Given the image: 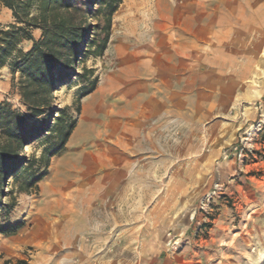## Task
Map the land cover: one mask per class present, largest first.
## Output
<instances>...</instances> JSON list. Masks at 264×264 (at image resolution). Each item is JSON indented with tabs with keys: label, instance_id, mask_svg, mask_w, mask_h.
<instances>
[{
	"label": "crops",
	"instance_id": "obj_1",
	"mask_svg": "<svg viewBox=\"0 0 264 264\" xmlns=\"http://www.w3.org/2000/svg\"><path fill=\"white\" fill-rule=\"evenodd\" d=\"M194 6L155 2L151 10L154 17L151 37L146 39L142 32L136 31L138 36L135 34L131 43L122 42L123 52L116 68L84 97L65 151L51 158L48 173L39 182L38 200L31 206L29 222L20 229L23 241L36 252L34 264H43L50 253H62L59 248L71 241L88 238L95 240L91 245L83 242L78 248H69L61 261L64 264H125L123 255L127 253V264H137L134 255L130 261V252L135 250L133 237L147 232L150 212H154L150 203L162 202L161 197L149 195V189L172 185L179 177L178 163L158 153L155 142L146 132L148 123L168 111L187 123L204 124L217 114L214 102L236 93L238 78L253 74L252 60L261 51L260 48L258 53H253L250 45L239 56L234 52L219 55L217 59L223 65L218 61L214 66V61L209 64L213 58L206 52L209 34L202 29L186 33L181 24L185 10ZM12 21L11 11L0 3V26ZM174 31L178 33L170 46V33ZM251 40L250 36L248 41ZM3 69L8 72L7 67L0 70ZM237 123L240 129L246 125ZM215 135L213 153L218 155L227 141L223 140L222 133ZM189 142L186 154L194 151ZM203 157L198 164L208 171L212 160ZM232 162L240 170L236 161ZM231 165V162H222L221 172L226 173ZM223 179L216 175L199 191V197L213 181L223 182ZM193 208L194 205L187 208L188 215ZM157 209L163 211V208ZM179 219L173 221L175 234L194 227L188 216L182 228L184 232L181 231L177 226ZM149 261L143 256L138 264H149Z\"/></svg>",
	"mask_w": 264,
	"mask_h": 264
},
{
	"label": "rangeland",
	"instance_id": "obj_2",
	"mask_svg": "<svg viewBox=\"0 0 264 264\" xmlns=\"http://www.w3.org/2000/svg\"><path fill=\"white\" fill-rule=\"evenodd\" d=\"M75 1L84 9H97L99 6L93 4L96 0ZM168 1L172 2L173 6L196 5L185 10L181 24L186 33L202 29L204 33L209 34L207 37L209 49L206 52L213 57L209 64L214 61V66L220 61L217 59L218 56L226 52H234L239 56L250 45L253 53H258L260 48L261 51L258 58L252 60L253 74L238 78L239 87L236 93L224 95L221 100L214 102L213 109L217 114L209 118L207 123L204 122L202 125L187 123L178 114L168 111L161 112L148 123L146 132L155 142L158 153L171 157L172 162L178 163L179 177L172 185L149 189V195L161 197L162 202L150 203V207H154V212H150L147 232L133 237L135 250L130 252V261L131 255H134L137 264L143 256L150 259L149 264H264V132L258 138L257 150L252 161L243 167L236 162L240 167L238 170L232 162L234 158L230 157L224 161L232 163L231 169L226 173L221 172L224 162L221 154L233 145L236 140L234 136L242 130L238 128L237 122L249 123L256 116V106L260 101L264 103V0H123L112 15L110 38L106 49L101 55L92 52L94 46L85 51V55L74 68L75 75L54 92L52 108L65 107L67 114L76 117L77 123L80 112L79 114L76 112V100L82 89L97 78L94 88L96 89L104 76L113 72L118 57L123 52L121 43L124 41L131 43V39L137 35L136 31L142 32L146 38L151 37L154 32L151 27V19L154 18L151 10L155 7V2L163 5V2ZM103 17V14L97 11L89 20L93 28L90 35L93 43H97L101 37ZM174 32L170 33V46L176 37ZM38 35L39 31H35L34 36ZM250 36L252 40L248 41ZM28 46L29 43L22 44L23 49H27ZM207 67L210 68L209 65ZM16 84L17 80L12 81L9 72L0 70V101H7L13 108L27 113L20 101ZM84 97L79 102L80 111ZM213 124L218 126L211 127ZM216 132L222 133L223 140L227 141L218 155L213 153L216 142L212 138H215ZM189 141L194 146L192 154L185 153ZM42 147V142L38 141L26 146L24 151L27 157L37 158ZM205 155L212 160V166L208 171L207 167L204 169L201 163L198 164L202 156L206 157ZM37 165L38 163L33 169L37 168ZM27 174L28 166H25L17 177L9 180L8 187L4 188L0 198V223H12L17 219L29 222L31 206L38 200L39 183L36 189L24 191L23 179ZM216 175L224 177L223 182L228 184L230 194L225 199L216 200L211 207L210 215L206 218L201 213H196L191 219L192 211L188 215L187 208L193 205L196 207L201 197L199 191L206 188ZM50 177L51 173L45 185L48 184ZM194 193L197 195L195 200ZM157 207L163 208V211L159 212L160 210H156ZM168 210H171L170 213ZM188 216L191 221L193 220L194 227L184 232L182 228H185ZM176 219L180 222L177 225L178 229L184 233H174L176 230L173 221ZM175 238L182 244L171 250L167 246V241ZM92 240L95 239L71 241L68 245L62 246L63 248H59L62 253L56 251L46 254L42 262L64 264L61 261L62 254L68 253L69 248H78L83 242L91 245ZM107 242L108 239L105 243ZM107 252L110 253L111 250ZM124 254L123 260L127 264V253ZM35 255L33 246L23 241L21 230L10 236L0 234V264H4L5 261L7 264H16L19 259L25 260L26 264H34Z\"/></svg>",
	"mask_w": 264,
	"mask_h": 264
},
{
	"label": "trees",
	"instance_id": "obj_3",
	"mask_svg": "<svg viewBox=\"0 0 264 264\" xmlns=\"http://www.w3.org/2000/svg\"><path fill=\"white\" fill-rule=\"evenodd\" d=\"M123 0H96L97 9H84L75 0H0L11 11L13 21L0 26V69L7 67L11 80H17L20 101L27 113L0 101V198L9 180L17 177L25 166L23 190L36 189L47 175L50 159L65 151L66 141L76 127V117L66 108H52L54 92L74 75V68L94 46V54H102L109 41L112 15ZM103 14L104 24L97 43L91 40L94 13ZM38 30V37L34 31ZM30 43L27 49L22 44ZM97 78L82 89V97L94 91ZM56 114V115H55ZM43 147L37 158H29L25 147L36 142ZM37 168L33 169L35 164ZM1 201V199H0ZM1 207V205H0ZM25 225L24 219L0 223V234L14 235ZM8 262L5 261L4 264ZM16 264H26L19 259Z\"/></svg>",
	"mask_w": 264,
	"mask_h": 264
},
{
	"label": "built area",
	"instance_id": "obj_4",
	"mask_svg": "<svg viewBox=\"0 0 264 264\" xmlns=\"http://www.w3.org/2000/svg\"><path fill=\"white\" fill-rule=\"evenodd\" d=\"M264 132V103L259 102L256 106V116L236 135V140L232 146L226 148L221 154L222 160L233 157L240 167H243L249 161H252L257 150L259 136ZM228 184L215 180L209 189L202 193L196 207L192 210L191 219L196 213H201L204 218L210 215V210L216 200L227 198L230 194ZM182 243L178 238L169 239L167 246L171 250L177 249Z\"/></svg>",
	"mask_w": 264,
	"mask_h": 264
},
{
	"label": "bare ground",
	"instance_id": "obj_5",
	"mask_svg": "<svg viewBox=\"0 0 264 264\" xmlns=\"http://www.w3.org/2000/svg\"><path fill=\"white\" fill-rule=\"evenodd\" d=\"M208 14H209V13H208ZM203 18H205V17H203ZM189 22H190V21H188V23H189ZM196 22H198V21H196ZM199 22H200V20H199ZM176 34H177V31L174 32V35H175V36H176ZM146 39H147V38H146ZM260 42H261V41H260ZM255 49L257 50L256 47H255ZM217 66H218V65H217ZM82 119H83V118H82ZM82 119H81V121H82ZM81 127H82V126H80V129H81ZM76 134H77V133H76Z\"/></svg>",
	"mask_w": 264,
	"mask_h": 264
}]
</instances>
